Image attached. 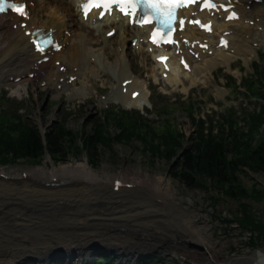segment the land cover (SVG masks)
Returning a JSON list of instances; mask_svg holds the SVG:
<instances>
[{
    "label": "rangeland",
    "instance_id": "obj_1",
    "mask_svg": "<svg viewBox=\"0 0 264 264\" xmlns=\"http://www.w3.org/2000/svg\"><path fill=\"white\" fill-rule=\"evenodd\" d=\"M49 2L51 7L55 3H53V0H49ZM32 4L35 6L36 2L33 0ZM261 5L264 7V0L257 3L256 8ZM250 10V7H247V11ZM40 20L45 21L44 18ZM252 23L254 24L250 25ZM235 24L237 27V23ZM244 24L247 25V21ZM257 24L258 20L250 21V27L254 28L253 33L251 36H244V41L249 39L248 47L252 52L251 57L248 56L247 60H243L242 57L235 56L229 68L219 67L213 70L207 76V79L200 80L199 84L194 83L193 85L186 80L174 87L165 83L162 84L163 82L159 83V74H156L157 78L154 79V64L151 58H147L145 63H141V56H146H132L133 47L130 45V37L127 36L126 44L130 48L128 59L131 62L132 73L144 83L145 94L147 95V104L142 111L126 109L118 101H107L112 87L117 86L118 83L109 75L102 73L98 78L92 79V85L88 83L87 86L89 88L86 95L71 98L70 96L80 89L82 79L74 83L73 80L69 81V84L73 83L69 88H66L57 96H53L49 90L42 87L37 88L36 86L38 85L32 75L28 77L29 83L27 85L18 88L14 84L7 82L5 73L0 72V99L9 101L12 109H20L16 116L24 119L28 126L37 127L41 135L46 134L53 125L63 123L65 129L77 138L78 145H80L82 137L89 132L91 126H94L98 120L105 122L110 115H114L116 120V116L123 112L132 117L143 116L146 119V123L150 124L155 131L163 130V128L170 126L179 135H183L185 138L183 148L186 150L188 145L190 146V139L194 135V121L196 122L200 119L208 121L210 119L217 123L221 120V116H226L229 113L237 120L238 128L246 132L247 126L242 122L243 114L249 113L257 116L259 115V110L264 107V79L262 80V86L257 85L255 82L257 73L262 71L261 69L264 70V34L261 32L262 27H257ZM67 34L70 35L71 33L66 32L64 36H67ZM67 37L69 38V36ZM119 39L120 36L118 34L113 36L110 39V48H117ZM230 53H233L232 50ZM109 59L112 61L113 57L109 55ZM12 68L9 69L13 70ZM54 68L57 67L54 66ZM256 68L259 69L258 72H256ZM250 77L253 78L250 81L253 89L250 94L258 92L259 96L246 94V90H248L245 87L246 81L243 83L244 88H242V81ZM218 91L220 92L218 93ZM260 95L263 97H260ZM1 104L2 101H0V106ZM158 108H164L165 110L158 114ZM166 122L168 124L164 125ZM106 129L112 136L120 134L119 129L114 125H110ZM263 133L264 126L260 130L259 137L256 138L255 145L264 138ZM100 156L99 164H96V162L92 164L89 163L83 154L70 152L66 157V163H56L45 155L39 166L21 163L10 167H0V173L4 177L6 175L14 176L17 179L22 178L21 176H24V174L29 177L35 169L46 165L51 169L52 167L68 164L87 163L89 168L97 175L99 174L98 176L103 181L110 177L115 179V184L119 182L118 191L126 189V186H132V184L125 183L127 181L147 183L165 181L169 184V191L175 195L176 199H181V205H188L190 211L199 213L200 222L209 229L207 233L212 243H214L213 250L215 251L217 264H221L229 258L249 256L255 249L264 253V242L257 243L256 234L252 233L250 235L249 231L242 229L235 223V220L240 218V204L245 205L246 210L249 209L252 216L264 223V203L260 199L259 201L245 199L239 203L236 199L221 196L218 191H211L210 194H207L204 191L183 187L169 176L168 171L171 168V164H168L165 159H151L149 155L142 152L139 144L135 142L131 145L113 142L110 149L100 151ZM236 176L240 185L247 191L252 188L261 193L264 192L263 171L253 173L248 169H244L242 173H238ZM53 182L56 183L57 181L53 180ZM12 183L0 181L1 185L8 188L5 191H9L10 188L13 190V187H22L21 185L33 189L29 187L30 185L27 182L11 187ZM67 187H64L65 189L62 187L52 189L34 188L35 191H39L34 196L32 194L16 195L19 194V191L30 192L33 190L15 188L18 192L15 190V193L11 192L15 195L6 198L0 197V227L6 226V224L9 226V228H0V264H15L17 262L15 258L22 257L28 252L36 253L39 248L41 249L44 246L45 250L48 248L55 249L56 246L63 244L69 246V248H78L79 245L85 248L94 247L100 249L115 246L119 251H126L139 247L135 245L138 242H144V245L149 246H164L170 243L171 249L164 248L163 250L166 251H160L150 257V260L159 261L160 264H212L202 253L198 252L197 255L193 256L188 254L193 252V244L188 234L183 230L184 228L181 224L183 221L182 216L173 211L165 212L168 205L156 194L137 190L139 202L142 198L149 199L151 202V204L140 202L141 204L138 205L136 204L138 201H123L120 198V200H114L109 196H99L98 193H95L98 190L97 188H86L91 193H87L82 197L77 196V192L73 194L77 195L70 198L57 197L58 194L67 189L80 190L75 185ZM118 193L112 192L115 195ZM110 196H112L111 193ZM15 199L24 201L22 203H14L13 200ZM212 199L216 201L214 202ZM50 202L59 204L65 202V208L70 212L76 210L90 211L93 209L105 212L102 207L110 209V212L113 210L112 216L103 218L111 223L108 224L101 218H91L90 216L93 214L76 213L70 218V221L74 220V223L77 222L76 228L78 230L67 236L65 233L55 230L32 231V226L35 227L38 223L37 220L21 222V220L16 219L26 220L27 218L22 217V215L35 219L43 218V215L48 214L43 211V205H47ZM145 207H148L149 210H160L161 212H157L160 216H155L152 223L137 222V224L121 222L117 218L118 216H126L130 210H132L129 212L131 214L141 212L146 209ZM50 217H52V214ZM75 219L78 220L76 221ZM11 220L14 222L11 223ZM80 220L82 222H79ZM115 220L120 225H127L124 228L128 231L124 234H118V231H115V234L107 233L105 228L102 227L96 233L92 226L95 224L101 226L104 223L105 227L113 231L115 229L114 226H116ZM32 222L34 223L32 224ZM43 234L45 237H38ZM44 238H46L45 241L43 240ZM255 245H257L255 248L252 247ZM153 249H156V247H153ZM137 250L140 251L139 248ZM94 252L98 254L104 253L102 250H93L91 253ZM142 252L144 253L143 255H150L145 251ZM42 254L39 253L37 256L32 257H40ZM128 258L124 257V260H130L133 264L136 263L135 260Z\"/></svg>",
    "mask_w": 264,
    "mask_h": 264
},
{
    "label": "bare ground",
    "instance_id": "obj_2",
    "mask_svg": "<svg viewBox=\"0 0 264 264\" xmlns=\"http://www.w3.org/2000/svg\"><path fill=\"white\" fill-rule=\"evenodd\" d=\"M230 1L240 16L239 20L237 22L224 24L217 18L212 19L213 32L210 36H204L190 28L186 29L183 33L184 37H188L192 40H199L201 38L207 39L210 47L206 53L200 54L197 61L190 63L191 67L188 73L182 72L178 67L177 60L172 59V69L170 73H168L167 79L162 80L159 78V83L163 82L162 84L165 83L174 87L178 86L180 82L188 80L193 85L194 83L199 84V81L205 80V78L207 79V76H209L213 70L219 67L229 68L235 56L242 57L243 60H247L248 56H252L251 49L248 47L249 39L244 41V36L252 35L254 28H251L249 23L255 20H258L256 26L262 27L261 32L264 34V7L261 5L256 8L254 0ZM24 2L27 3L28 0H24ZM53 3L51 7L49 0H36L35 9L29 8L30 20L27 25L25 24V29L23 30L20 27L23 21H18L14 16L0 17V72L5 73L6 81L14 84L18 88H22L29 83L28 77L33 75L35 83L38 85L36 86L37 88L42 87L43 89L49 90L51 95L57 96L63 90L69 88L74 82L82 79L80 89L70 96L71 98H78L79 96L82 97L87 94L89 88L87 85L88 83L92 85L91 82L93 78H98L101 73L107 74L118 83L117 86L112 87L107 101H118L126 109L142 111L147 104L145 86L140 78L132 73L131 62L128 59L129 48L125 43L127 41L126 35L130 37V43L136 40L138 49L137 52L135 50L136 48L134 52H131L132 56H146H141V63H145L147 58H153V56L147 54V48L140 43L141 40L144 41L145 39L142 33L138 29L126 27L124 20L115 22L105 19L96 25L83 23L77 13L75 3L68 0H53ZM247 7H250L251 10L247 11ZM37 10L38 12L40 11L39 14H37ZM38 18H44L45 21L40 22ZM245 21H247V25L244 24ZM235 23H237V27ZM32 27L38 28L39 30L43 29L44 33H46L48 29H52L55 31V38L64 46L63 50L52 55L53 58L51 63L39 65L38 62L41 60V57L34 54L28 43V38L24 36V32L32 31ZM111 29L115 30L114 35L118 34L120 36L117 42V48L114 49L109 48L111 43L110 40L106 39V34L109 33ZM65 32H70L71 36L69 38L64 37L63 34ZM220 36L225 37L229 41V46L226 50L215 47L218 44ZM231 50L233 52L232 54L230 53ZM109 55L113 57L112 61L109 59ZM56 62H59V65L57 68H54ZM11 67H13V70L9 69ZM74 69H76L75 73L73 72ZM153 71L154 79L157 78L158 74L159 76L161 75L160 67L156 64H154ZM71 79H73V83L69 84ZM219 92L220 91H218V93ZM134 94H136L135 100L132 98ZM98 175L89 168L87 163H80L77 165L68 164L52 167L51 169L46 165L35 169L29 177H26L28 180L20 181L27 182L30 185L29 187L33 189L27 188L24 185H21L22 187H13V185L17 184H11L13 190L10 188L9 191H5L7 187L0 184V197L6 198L15 195L11 193H15V191L18 192L15 188L33 190L30 192L19 191V194L16 195L32 194V196H34L39 192L35 191L36 188L42 189L44 188L43 185L50 184L53 180H56L57 183H63L64 186L62 188L73 185L80 188L79 191L78 189L76 191L69 189L64 190L58 194L57 197L70 198L77 195H73L76 192L78 193L77 196L82 197L87 193H91V191H88L86 188H97L98 190L95 193H98L99 196H109L114 200L123 199V201L130 202L138 201V203H136L138 205L141 203L151 204V202L149 199L142 198L140 199V203L138 200L139 198H137L139 194L136 191L151 192L159 196L161 200L168 205L165 212L167 211L168 213V211H173L176 214L179 213V216H182L183 221L181 224L184 228L183 230L188 234L193 244V252L188 254L193 256L197 255L198 252L202 253L207 260L216 264L215 251L213 250L214 243H212L207 233L209 229L200 222L198 212L190 211L188 205L183 206L180 204L181 199H176L175 195L169 191V184L167 182L159 181L157 183H147L127 181L125 183L132 184L133 187L119 190V193L115 195L112 194L114 190L117 191L114 187L115 179L107 177L106 180L103 181ZM92 191L94 192V190ZM110 193L112 196H110ZM145 208V210L135 214L129 213L132 211L130 210L126 216H118L117 218H119V221L137 224V222L152 223L155 216H160V214L157 213L161 212L160 210H149L148 207ZM75 220L77 221L78 219ZM82 220L79 222H82ZM73 221H70V224L76 226L77 222L74 223ZM62 248L65 251L76 252V248H69V246L65 245L62 246Z\"/></svg>",
    "mask_w": 264,
    "mask_h": 264
},
{
    "label": "trees",
    "instance_id": "obj_3",
    "mask_svg": "<svg viewBox=\"0 0 264 264\" xmlns=\"http://www.w3.org/2000/svg\"><path fill=\"white\" fill-rule=\"evenodd\" d=\"M261 70L256 68V72H259L255 82L259 86H262L264 79V70ZM252 79L250 77L242 81V88L246 81L247 95L253 91L250 82ZM250 95L259 96V93ZM0 101V167L21 163L39 166L45 155L56 163H66L70 152L83 154L89 163L99 164L100 151L110 149L111 143L131 145L135 142L151 159H165L171 164L169 176L183 187L207 194L218 191L221 196L236 199L239 203L245 199H260L264 203V192L252 188L247 191L236 176L244 169L253 173L264 172V138L255 145L264 126V107L257 116L243 114L242 122L247 126L246 132L238 128L237 120L229 113L221 116L217 123L210 119L194 121V135L190 139V146L185 150V138L170 126L155 131L143 116L132 117L123 112L116 116V120L114 115H110L105 122L98 120L78 145L77 138L65 129L63 123L53 125L46 134L41 135L37 127L28 126L24 119L16 116L20 109H12L10 102L5 99ZM164 110L158 108L157 113ZM166 124L168 122L164 125ZM110 125L116 126L120 134L110 135L106 129ZM239 212L240 218L235 223L249 231L250 235L256 234L257 243L264 242V223L252 216L245 205L240 204ZM98 255L93 263L88 264H113L110 256L104 253ZM138 264L160 263L147 259Z\"/></svg>",
    "mask_w": 264,
    "mask_h": 264
},
{
    "label": "water",
    "instance_id": "obj_4",
    "mask_svg": "<svg viewBox=\"0 0 264 264\" xmlns=\"http://www.w3.org/2000/svg\"><path fill=\"white\" fill-rule=\"evenodd\" d=\"M9 183L13 182L12 184H21V183H26V182H20L17 179H12L11 181H8ZM64 184L61 183L59 186L56 184H45L43 185V187L45 189H52V188H58V187H63ZM102 196V195H101ZM14 203H22L24 200H20V199H15L13 200ZM58 202V200H57ZM57 202H50L47 205H43V211L47 212L48 215H43V218H39V219H35L33 217H29L27 215H22V217L27 218L26 220L24 219H20V218H16L21 220V222H28V220H37L38 223L35 225V227L32 226V231H44V230H55V231H60L65 233L67 236L68 234H73L74 231L78 230V228H76L75 225L70 224V218L75 215L76 213H83V214H93L90 217L91 218H101L102 220H104L105 222H108L106 219H103L105 217H110L112 216V212L113 210L110 212V209H106L103 208V210H105V212L102 211H96L95 209L90 210V211H68L66 210V203L63 202L62 204H59ZM15 205V204H12ZM19 205V204H17ZM101 207V206H99ZM72 209V208H71ZM33 212V211H32ZM52 214V217H50V215ZM50 218V219H47ZM40 220V221H39ZM118 220V219H117ZM117 220H115L114 222L116 223V226H114V230L111 231L110 229H108L107 227L104 226V223H102V225L100 226L99 224H95L92 225L93 228L96 230V233H98V231L104 227L105 230L107 231V233H114L115 231H118V234H124L126 233L128 230H126L124 227L127 225H120ZM14 222L11 220V223ZM122 222V221H121ZM34 222H32L33 224ZM111 222H108V224H110ZM9 228L8 224H6V226H1L0 228ZM45 237V235H39L38 237ZM46 238H44L43 240L45 241ZM146 241V240H145ZM144 242H138L135 245H138L139 247L136 248H131L128 249L126 251H119L117 247L113 246V247H106V248H85L82 245H79L78 248H76V252L75 251H65L62 246H56L55 249L51 248V249H47L45 250V246L42 247L41 249L39 248L36 252H28V254L23 255L22 257H17L15 258V261H17V264H53L56 262L59 263H63V264H83V260L88 259L89 257H91L92 255H95L97 252L91 253L93 250H102L104 253H106L107 255L115 258L117 256H120L122 258L124 257H129L132 260H135L136 263L138 264L139 261L141 260H147V259H151L150 257L158 254L160 251H162L164 248L166 249H171V244H167L164 246H160V245H144ZM44 245V244H42ZM153 247H156V249H153ZM137 248L140 249V251L137 250ZM142 251H145L148 255H143L144 253ZM82 252V253H79ZM86 252V253H85ZM39 253H43L40 257H32V256H37ZM120 253V255L118 254ZM213 264V263H212ZM217 264V263H216ZM221 264H264V253H262L261 251L255 249L253 250V252L249 255V256H240V257H236V258H229L228 260H226L225 262L221 263Z\"/></svg>",
    "mask_w": 264,
    "mask_h": 264
},
{
    "label": "snow or ice",
    "instance_id": "obj_5",
    "mask_svg": "<svg viewBox=\"0 0 264 264\" xmlns=\"http://www.w3.org/2000/svg\"><path fill=\"white\" fill-rule=\"evenodd\" d=\"M119 2L120 0H98V2L95 3V7L99 8L105 6L106 4H118ZM89 3H93V0H89ZM6 9H11L12 11L17 12L21 16L25 15V12L23 11V5L17 6L14 3H7V0H0V13H4ZM85 11H87V8H85ZM121 11H123V9H121ZM33 43L36 42L33 41ZM41 43H45V41H42ZM37 49L42 50L39 44H37Z\"/></svg>",
    "mask_w": 264,
    "mask_h": 264
}]
</instances>
